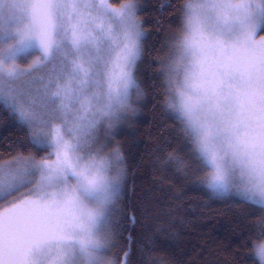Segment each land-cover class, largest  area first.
I'll return each instance as SVG.
<instances>
[{"label":"snow or ice","instance_id":"6c2138e0","mask_svg":"<svg viewBox=\"0 0 264 264\" xmlns=\"http://www.w3.org/2000/svg\"><path fill=\"white\" fill-rule=\"evenodd\" d=\"M180 8L155 92L179 131L154 166L161 183L195 176L210 198L259 210L244 244L264 264V0ZM143 11L138 0H0V108L26 133L0 151V264H133L130 237L113 253L127 175L121 146L105 149L144 96ZM172 230L146 229L136 264H183Z\"/></svg>","mask_w":264,"mask_h":264},{"label":"trees","instance_id":"16d2710c","mask_svg":"<svg viewBox=\"0 0 264 264\" xmlns=\"http://www.w3.org/2000/svg\"><path fill=\"white\" fill-rule=\"evenodd\" d=\"M138 2L144 6L139 17L145 21L148 33L137 72L144 96L136 116L121 125L111 144L121 146L127 175L124 230L113 253L122 256L130 237L136 264V248L145 230L171 224L173 230L166 234L169 250L183 264H259L251 244H244L245 237L255 230L259 210L233 197L210 198L203 188L193 184L195 176L188 180L171 177L161 183L162 170L154 166V150L165 138L177 135L179 122L166 111L164 97L155 96L164 79L158 69L160 61L167 62L171 51L167 45L179 30L180 5L185 0ZM162 3L172 5L164 9L163 15L159 11ZM157 20L163 23V29ZM25 135V130L0 108V151L9 140H22ZM182 143V139L175 141L176 146Z\"/></svg>","mask_w":264,"mask_h":264},{"label":"rangeland","instance_id":"374dc122","mask_svg":"<svg viewBox=\"0 0 264 264\" xmlns=\"http://www.w3.org/2000/svg\"><path fill=\"white\" fill-rule=\"evenodd\" d=\"M185 2H186V0H185ZM185 2H184V3H185ZM260 35H264V34H260ZM169 55H170V54H169ZM169 55H168V57H167V60H168V58H169ZM103 135H104V133L101 132V136H103ZM109 147L112 148V147H114V146H113V145H111V146L109 145ZM110 150H111V149H110ZM110 150H108L107 152H109ZM107 152H106V153H107ZM0 203H6V201H0ZM257 260H258V258H257ZM259 264H260V262H259Z\"/></svg>","mask_w":264,"mask_h":264}]
</instances>
